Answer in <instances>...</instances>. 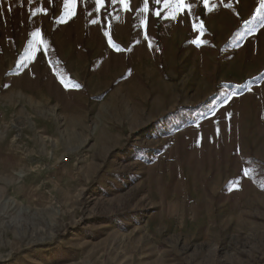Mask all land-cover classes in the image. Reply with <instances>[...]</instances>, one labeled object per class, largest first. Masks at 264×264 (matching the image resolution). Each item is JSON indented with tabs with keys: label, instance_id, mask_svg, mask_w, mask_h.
<instances>
[{
	"label": "rangeland",
	"instance_id": "374dc122",
	"mask_svg": "<svg viewBox=\"0 0 264 264\" xmlns=\"http://www.w3.org/2000/svg\"><path fill=\"white\" fill-rule=\"evenodd\" d=\"M186 3L0 0V264H264V0Z\"/></svg>",
	"mask_w": 264,
	"mask_h": 264
},
{
	"label": "snow or ice",
	"instance_id": "6c2138e0",
	"mask_svg": "<svg viewBox=\"0 0 264 264\" xmlns=\"http://www.w3.org/2000/svg\"><path fill=\"white\" fill-rule=\"evenodd\" d=\"M111 2L115 5V4H119L122 6L124 11H131V6H130V0H111ZM96 3V10L99 11L105 4V0H95ZM161 0H152V4L153 6L156 5H160ZM204 3V7L207 8L208 4H209V0H203ZM71 5L73 7V9L76 6V0H71ZM163 5L165 9H171V15L170 16H166L164 17V19H176L177 15L180 13L185 12L186 10L188 12H191V4L190 3H186V0H163ZM68 3L66 2L65 7H68ZM228 7H230L231 5H226ZM262 7H264V4H262ZM149 9H150V0H143V7L142 8H138L137 11L143 13V14H147L149 13ZM72 15H75V12L72 11L71 13ZM162 13L161 11H155L154 12V16L155 17H161ZM92 23H98L97 20H93ZM141 25L145 28V32H147V26H148V17L145 15L142 19H141ZM193 28L196 29L197 25H193ZM199 31H200V35H203L204 32V26L203 24L199 25ZM34 40H36L38 43H34L32 45L33 51L31 53V58L34 59L35 58V53L37 51H39V43H42V41H39L40 38V32L36 31L33 34ZM105 35H108V33L106 32ZM147 38V37H146ZM194 44H196L197 46L201 45L202 43H204L203 40L200 39H196L194 41H192ZM149 47H151V42H149ZM44 47L46 48L47 45L45 44ZM63 82V81H62ZM75 87H79V85H75ZM230 115V114H229Z\"/></svg>",
	"mask_w": 264,
	"mask_h": 264
}]
</instances>
